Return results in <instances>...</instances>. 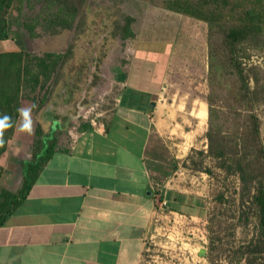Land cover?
I'll return each mask as SVG.
<instances>
[{"label":"crops","instance_id":"1","mask_svg":"<svg viewBox=\"0 0 264 264\" xmlns=\"http://www.w3.org/2000/svg\"><path fill=\"white\" fill-rule=\"evenodd\" d=\"M144 41L132 46L124 64L112 66L110 78L120 85L112 107L98 108L94 70L89 86L57 87L46 102L44 127L48 140L58 142L27 197L0 226V264H149L145 239L157 232L161 206L192 217L207 208L204 194L181 183L190 150L207 146L206 88L189 78L172 79V64L186 47L168 40L155 44L170 49L158 75L159 66L155 72L147 63ZM197 47L207 57L203 43ZM69 76L64 72L67 81ZM32 105L21 106L2 161V188L14 192L22 185L23 168L12 160L33 157L20 146L35 140L36 125L25 127L34 116ZM88 108L98 109L90 120ZM154 137L168 156L154 150Z\"/></svg>","mask_w":264,"mask_h":264},{"label":"trees","instance_id":"2","mask_svg":"<svg viewBox=\"0 0 264 264\" xmlns=\"http://www.w3.org/2000/svg\"><path fill=\"white\" fill-rule=\"evenodd\" d=\"M17 1L24 0H0V40L9 39L14 33L8 12ZM164 1L167 8L203 20L209 26L207 149L193 152L201 156L202 161L206 158L215 160L227 175H237L239 178L241 187L237 223L248 228L251 214L256 219L253 236L233 248L231 256L225 259L229 264H264V141L261 135L262 121L257 112V106L264 103V74L260 64L250 61L253 52L264 49V0ZM45 2L39 15L22 21V28L30 36H39L36 29L42 24L48 26L46 30L54 34L76 27L78 11L75 6H69L65 0ZM42 14L45 16L41 17ZM126 17L120 29L124 41L136 35L131 26L133 18ZM121 46V49L125 48V43ZM74 50L71 45L65 52H0V157L8 149L14 135L20 117L23 90L39 91L40 99L33 96L30 100L33 101L35 112L41 110L55 91L52 87L53 79H56L55 83L62 80L65 67L72 63ZM231 120L232 126L229 127ZM57 142L56 137L49 141L45 127L38 124L33 157L22 162L21 187L16 192L0 189V226L27 197ZM184 165L214 173L209 166H199L192 154L187 157ZM224 195L220 193L218 199L223 201ZM197 213L208 217L209 249L206 257L210 264H216L218 259H223L227 250V242L221 235L223 221L215 211L210 212L207 208Z\"/></svg>","mask_w":264,"mask_h":264},{"label":"rangeland","instance_id":"3","mask_svg":"<svg viewBox=\"0 0 264 264\" xmlns=\"http://www.w3.org/2000/svg\"><path fill=\"white\" fill-rule=\"evenodd\" d=\"M69 6H75L78 11L76 16V27L63 29L59 33H51L46 30L44 24L38 25L36 31L40 33L37 37H32L28 32L22 28V21L27 18H33L40 14L42 7L46 4L45 0H24L15 2L8 12V18L11 21L14 33L12 37L7 40H0V52L10 50H27L35 54H42L45 51H68L70 46H74L77 64H67L65 67V75L69 74L68 81L64 78L58 83L56 79L52 81V87H70L80 86L84 83V88L89 86L92 77L91 70L97 71L99 75H95L94 79L98 83V91L96 92V103H99L98 108L102 110L112 107L114 101L113 95L118 91L120 85L114 82L110 76L114 75V67L116 63L121 62L124 64V57L127 58L132 55V46L138 41L144 39V49L146 51V59L150 68L157 71L160 75L164 69L163 61L167 59L169 48L168 46L154 48L153 46L160 41L168 40L178 47H186L177 54L176 62L172 64L171 73L172 79L182 80L184 78L192 79L194 84L204 89L207 94L210 92L208 81L209 75V48H208V30L207 22L187 16L183 13L176 12L166 7L164 0H65ZM42 14L41 17H44ZM126 16H131L132 29L135 31V37H129L125 41L121 37V26L126 21ZM22 31H18V30ZM117 31V33H115ZM19 32V33H18ZM203 43L207 57L204 58L200 55L199 47L196 46ZM125 43V48L121 49V44ZM194 48V50H192ZM68 49V50H67ZM159 51H158V50ZM136 50H141V47H136ZM139 52H135L139 56ZM92 57L96 58V62H92ZM161 58V59H160ZM164 58V59H162ZM123 61V62H122ZM159 61V62H157ZM161 61V62H160ZM251 62L260 64L264 74V49L256 50L252 53ZM72 62V61H71ZM204 66V67H202ZM80 70L81 73L79 72ZM63 73V72H62ZM61 73V74H62ZM101 78H100V77ZM65 81V82H64ZM201 83V84H200ZM184 84V83H183ZM39 91L31 92L25 88L22 92L21 106L26 107L31 97L37 96ZM205 95V99L207 97ZM207 102V100H206ZM45 105L41 110L35 112L32 105V120L27 121L28 128L29 122L32 126L41 124L44 127L45 119ZM89 112L85 111L87 120L91 119L92 112L97 111L93 108H88ZM228 109V105H226ZM257 112L262 121L261 135L264 141V103L257 106ZM89 113V114H88ZM24 114V112H23ZM38 120H37V118ZM26 118V117H25ZM85 117H83L84 119ZM28 119V118H27ZM46 120V119H45ZM232 121L229 127L232 126ZM30 126V125H29ZM155 145L154 150L158 154L168 156V149L164 147L159 137L153 138ZM12 143V142H11ZM33 143L23 142L20 145L22 150L25 151L27 156L31 153L33 155ZM13 144V143H12ZM164 145V146H163ZM204 143H198L197 147L190 150L189 155L194 156L195 162L199 166H209L214 173L206 171L195 170L189 166L185 167L187 173L181 183L194 187L197 192L204 194L207 199V210L216 212L220 220L223 221L222 233L224 237L226 252H224L223 259H218L216 264H229L225 258L231 256L233 248H237L241 244L249 240L254 233V224L256 222L255 216L251 214V223L248 228L243 227L237 223L239 207V191L240 180L237 175H227L216 164V161L211 158H206L202 161L201 156L194 153L193 150L207 149L202 147ZM9 149V148H8ZM7 149V150H8ZM6 150V151H7ZM6 153V152H5ZM0 157V189H2L3 165L2 161L5 156ZM22 156L18 159L12 160L16 164V168L21 170ZM13 171V170H12ZM20 174V173H19ZM8 180H6L7 183ZM224 193L225 199L219 200L218 195ZM161 209V208H160ZM165 212L158 214L159 220L157 223V230L160 235L156 238L155 245L152 246V255L158 256V262L155 264H179L178 257H181V264H210L209 259L205 255L202 258L203 251L208 252L209 249V220L207 216L196 215L195 217L180 213L170 212L165 208ZM168 210V211H167ZM218 219V218H217ZM156 233V232H155ZM180 249L182 251H180ZM195 252V259L189 256V251ZM151 260V258L147 257ZM153 259V258H152ZM244 264V262L232 263Z\"/></svg>","mask_w":264,"mask_h":264},{"label":"built area","instance_id":"4","mask_svg":"<svg viewBox=\"0 0 264 264\" xmlns=\"http://www.w3.org/2000/svg\"><path fill=\"white\" fill-rule=\"evenodd\" d=\"M161 210H164V212H165V207L164 206H161ZM168 211V210H167ZM163 212V213H164ZM171 212V211H170ZM159 215L156 217V220H155V229H156V226H157V223H156V221H158L159 220ZM158 235H160V232H156V234L154 235V234H151L150 235V237H148V238H146L145 239V250H144V260H145V262H147V263H153V264H155L156 262H158V256H156V255H152V253H151V251H152V246L153 245H155V241H156V238H157V236ZM180 251H182L181 249H180ZM201 255H202V253H201ZM185 257L184 256V254H180V257H178V260H179V264H181V260H182V258L181 257ZM189 256L192 258V259H195V252H193L192 250L191 251H189ZM147 257H149V258H151V260L149 259H147ZM153 258V259H152ZM202 258L203 259H205V255H202ZM185 259L187 260L188 258L187 257H185ZM158 264V263H157Z\"/></svg>","mask_w":264,"mask_h":264},{"label":"water","instance_id":"5","mask_svg":"<svg viewBox=\"0 0 264 264\" xmlns=\"http://www.w3.org/2000/svg\"><path fill=\"white\" fill-rule=\"evenodd\" d=\"M202 255H206V251H203V252H202Z\"/></svg>","mask_w":264,"mask_h":264}]
</instances>
